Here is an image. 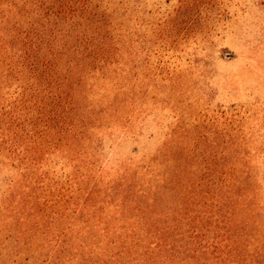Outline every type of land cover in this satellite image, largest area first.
Masks as SVG:
<instances>
[{
	"label": "trees",
	"instance_id": "obj_1",
	"mask_svg": "<svg viewBox=\"0 0 264 264\" xmlns=\"http://www.w3.org/2000/svg\"><path fill=\"white\" fill-rule=\"evenodd\" d=\"M102 3L0 0V236L54 244L46 264H264L261 185L240 156L205 168L203 156L179 154L162 171L93 175L86 145L128 127L133 103L122 11ZM55 157L73 188L47 184L42 167Z\"/></svg>",
	"mask_w": 264,
	"mask_h": 264
},
{
	"label": "rangeland",
	"instance_id": "obj_2",
	"mask_svg": "<svg viewBox=\"0 0 264 264\" xmlns=\"http://www.w3.org/2000/svg\"><path fill=\"white\" fill-rule=\"evenodd\" d=\"M100 1L122 11L133 103L128 127L99 132L86 145L93 175L113 180L137 169L162 171L179 154L204 157V167L212 168L213 157L234 153L255 170L264 199V0ZM112 22L119 23L115 16ZM71 173L62 157L42 167L58 190L73 188ZM7 174L0 177V200ZM70 223L61 222V230ZM3 234L0 264H46L45 254L55 248L46 240L43 249L29 250L16 235Z\"/></svg>",
	"mask_w": 264,
	"mask_h": 264
}]
</instances>
